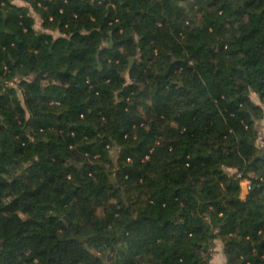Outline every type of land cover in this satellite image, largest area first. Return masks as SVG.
Segmentation results:
<instances>
[{"label":"trees","instance_id":"1","mask_svg":"<svg viewBox=\"0 0 264 264\" xmlns=\"http://www.w3.org/2000/svg\"><path fill=\"white\" fill-rule=\"evenodd\" d=\"M263 118L264 0H0V264H264Z\"/></svg>","mask_w":264,"mask_h":264},{"label":"rangeland","instance_id":"2","mask_svg":"<svg viewBox=\"0 0 264 264\" xmlns=\"http://www.w3.org/2000/svg\"><path fill=\"white\" fill-rule=\"evenodd\" d=\"M37 20H38V26H40V19L37 18ZM253 97L256 101H259V99L256 97L255 94H253ZM258 143L260 144V146L264 147V118L260 122V137ZM115 156H116V152L114 153V157ZM247 186H248L247 180H243L242 181L243 195H245L248 192ZM223 248H224L223 242L220 239H217L211 251V258L209 264H226Z\"/></svg>","mask_w":264,"mask_h":264},{"label":"built area","instance_id":"3","mask_svg":"<svg viewBox=\"0 0 264 264\" xmlns=\"http://www.w3.org/2000/svg\"><path fill=\"white\" fill-rule=\"evenodd\" d=\"M245 180H247V179H245ZM247 184H248V186H247V190H249V189L251 188V183H250L249 180H247Z\"/></svg>","mask_w":264,"mask_h":264}]
</instances>
